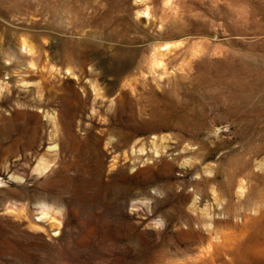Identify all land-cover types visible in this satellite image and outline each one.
<instances>
[{
  "label": "rangeland",
  "instance_id": "1",
  "mask_svg": "<svg viewBox=\"0 0 264 264\" xmlns=\"http://www.w3.org/2000/svg\"><path fill=\"white\" fill-rule=\"evenodd\" d=\"M98 1L0 0V264H264V0Z\"/></svg>",
  "mask_w": 264,
  "mask_h": 264
},
{
  "label": "bare ground",
  "instance_id": "2",
  "mask_svg": "<svg viewBox=\"0 0 264 264\" xmlns=\"http://www.w3.org/2000/svg\"><path fill=\"white\" fill-rule=\"evenodd\" d=\"M87 1V0H86ZM98 1V0H97ZM102 1V0H101ZM100 0L98 1L99 3L101 2ZM96 2V1H95ZM89 3V2H88ZM98 3V4H99ZM88 5V4H87ZM120 5V4H119ZM83 6H85V5H82V8H83ZM99 6V5H98ZM98 6H96V7H98ZM113 6V5H112ZM55 8V7H54ZM54 8H50V9H54ZM57 8V7H56ZM59 8V7H58ZM85 8V7H84ZM83 8V9H84ZM50 9H47V10H50ZM60 9V8H59ZM87 9V8H86ZM95 9H97L98 10V8H95ZM100 9V8H99ZM116 9V8H115ZM56 10V9H55ZM79 10V9H78ZM94 10V9H93ZM109 10V9H108ZM112 10V9H111ZM110 10V11H111ZM56 11H59L58 9L56 10ZM95 11V10H94ZM118 11V10H117ZM81 13V12H80ZM122 55V54H121ZM131 55V54H130ZM134 57V56H133ZM121 60V59H120ZM160 60V59H159ZM135 61V60H134ZM123 62V61H122ZM136 62H138V60L136 61ZM123 64H124V62H123ZM119 65V64H118ZM121 65V64H120ZM126 65H128V64H126ZM137 65V64H136ZM136 65H134L135 67H136ZM139 65H140V63H139ZM117 67V66H116ZM133 67V66H132ZM138 68H139V66H137ZM123 68V67H122ZM130 68V67H129ZM133 69V68H132ZM131 69V70H132ZM120 70V69H119ZM139 70V69H138ZM116 73V72H115ZM114 73V74H115ZM121 73V72H120ZM119 73V74H120ZM128 73V72H127ZM118 74V75H119ZM116 76V75H115ZM116 79V78H115ZM120 79V78H119ZM122 79V78H121ZM114 80V79H113ZM114 82V81H113ZM120 83L118 80H116V82L114 83V87H116V85H118V83ZM122 82V81H121ZM117 83V84H116ZM113 85V84H112ZM83 86V85H82ZM118 87V86H117ZM110 89V88H109ZM115 90H117V88H115ZM109 92V91H108ZM106 93V92H105ZM121 93V92H120ZM247 94V93H246ZM124 95V94H123ZM105 96V95H104ZM118 97H121V96H118ZM125 97V96H124ZM247 97V96H246ZM114 98V97H113ZM116 99V98H115ZM122 99V98H121ZM125 99V98H124ZM123 100V99H122ZM162 101H164V100H162ZM151 102V101H150ZM149 102V103H150ZM155 102V101H154ZM122 104V103H121ZM153 104V103H152ZM72 107V106H71ZM159 111V110H158ZM68 112V111H67ZM35 113V112H34ZM39 113V112H38ZM159 113V112H158ZM165 113V112H164ZM160 116V115H159ZM159 120V119H158ZM166 122V121H165ZM141 141V140H140ZM236 161V160H235ZM245 161V160H244ZM249 162V161H248ZM234 163V162H233ZM239 164H238V168L240 169L239 170V172H241V173H243V172H245L246 170H247V168H248V164H247V162H246V164H244L243 162H238ZM236 165V164H235ZM250 165V164H249ZM248 173V172H247ZM235 175V174H234ZM234 175H232L231 176V178L229 179L230 181H234L235 179H234ZM250 177V176H249ZM236 178V177H235ZM264 179V178H263ZM257 193H258V191H257ZM252 194V193H251ZM255 194H256V192H255ZM210 214V213H209ZM224 219V218H223ZM235 219V218H234ZM245 220V219H244ZM257 221V220H256ZM260 221H262V220H260ZM229 222V221H228ZM235 224V223H234ZM245 224V223H244ZM252 224V223H251ZM237 225V224H236ZM247 225V224H246ZM250 225V224H249ZM232 227V226H231ZM233 227H235V225H233ZM232 227V228H233ZM236 227H239V225H237ZM241 228H242V226H240ZM239 227V228H240ZM248 228H250V227H248ZM234 229V228H233ZM249 230V229H248ZM237 231V230H236ZM246 231V230H245ZM244 231V232H245ZM249 233H250V231H248ZM251 232L253 233L252 234V236H250V238H249V240H247L246 242H245V244H244V242H243V246H242V248H241V252L242 253H239L238 252V250L237 249H234L235 251L237 250V252H238V255H237V258L239 257H241V256H255V254H256V256L257 255H259V254H263L264 255V225H262V222H259V223H255L254 225L252 224V226H251ZM246 235V234H245ZM248 235V234H247ZM247 238V237H246ZM239 241V240H238ZM240 242H241V240H240ZM203 247V246H202ZM231 248V247H230ZM201 249V248H200ZM238 249H240V246H238ZM219 251V250H218ZM232 251V250H231ZM230 251V252H231ZM225 253V252H224ZM212 254H214V253H212ZM233 255V254H232ZM231 255V256H232ZM234 257V256H233ZM243 257V258H244ZM202 258V257H201ZM200 258V259H201ZM237 258H236V260H237ZM242 258V257H241ZM241 258H240V260H241ZM245 259V258H244ZM243 260V259H242ZM251 260V259H250ZM215 261V260H214ZM238 261V260H237ZM252 261V260H251ZM200 263V262H199ZM224 263V262H223Z\"/></svg>",
  "mask_w": 264,
  "mask_h": 264
}]
</instances>
